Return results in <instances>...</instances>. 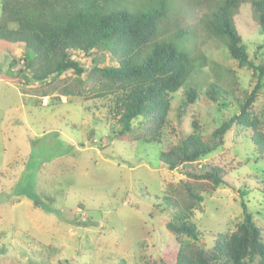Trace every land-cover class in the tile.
<instances>
[{"label": "rangeland", "instance_id": "obj_1", "mask_svg": "<svg viewBox=\"0 0 264 264\" xmlns=\"http://www.w3.org/2000/svg\"><path fill=\"white\" fill-rule=\"evenodd\" d=\"M219 1L117 0L106 8L133 13L145 6L144 10L169 7L153 41H167L172 25L174 29L177 25V33H185L177 48L183 47L194 54L185 52L190 58H196L190 75L173 95L161 145L110 139L114 119L106 107L100 108L94 101L62 98L61 105L50 106L47 98L25 96L21 79L14 77L15 68H8L13 58L22 59V48L0 42V264H27L28 256L38 264L44 260L48 264H147V259L177 247L164 226L167 216L139 188L161 196L169 182L181 179L180 171L170 172L157 165L159 150L190 134L191 121L196 118L209 135L221 118L238 113L236 101L255 84L251 71L239 68L228 56L225 41L204 31V18ZM250 3L246 1L237 9L233 21L249 60L259 64L264 63V41ZM100 57L106 60L105 65H115L105 53L93 56L96 60ZM77 59L81 63L86 60L82 56ZM211 84L227 92V100L222 95L211 100L206 95ZM188 85L203 89L197 91L190 108L180 109ZM78 109L81 112L75 111ZM250 111L264 141V87ZM253 133L252 128L233 129L224 146L207 158L215 166L232 161L236 167L225 177L229 185L205 195L202 210L194 213L192 222L207 248L217 233L229 235L241 221L238 189L247 192V209L264 238L260 182L264 179V147H257ZM59 159L60 166L55 167ZM237 162L245 164L238 167ZM36 189L54 199L53 205L42 197L41 208L27 200V192ZM47 207L55 213L45 211ZM43 243L51 244L53 250L47 251Z\"/></svg>", "mask_w": 264, "mask_h": 264}, {"label": "trees", "instance_id": "obj_2", "mask_svg": "<svg viewBox=\"0 0 264 264\" xmlns=\"http://www.w3.org/2000/svg\"><path fill=\"white\" fill-rule=\"evenodd\" d=\"M116 1L0 0V42L21 47L23 51L22 59L13 58L8 68H15L14 77L21 79L19 84L24 86L21 91L25 96L47 98L50 106L61 105L62 98H79L106 107L114 119L110 139L161 145L173 95L190 75L196 58H190L185 52L194 54L183 47L179 50L178 43L185 33H177V25L175 29L172 25V35L167 41H153L169 7L144 10L145 6L133 13L127 9L106 10ZM246 1L251 2L258 34L264 41V0H220L205 16L203 28L208 35L225 41L228 56L239 68L251 71L255 84L241 101H236L238 113L221 118L209 135L204 134L196 118L191 121L190 134L159 150L157 165L170 172L180 171L183 177L169 182L161 196L149 195L145 188L139 191L153 198L155 208L167 216L164 226L177 247L147 259V264H264V238L247 209V192L243 189H238L242 218L229 235L217 233L207 248L192 222L194 213L202 210L204 196L227 187L225 177L229 170L236 169L232 161H221L222 166H215L207 159L224 146L226 135L233 129L252 128L254 143L264 147L257 120L250 111L264 87V63L249 60L247 46L233 21L237 9ZM259 48H263V43ZM96 52L107 54L115 65H105L106 60L103 62L101 57L94 59ZM79 56L86 60L79 62ZM202 89L192 85L183 89L185 100L180 109L192 106L197 91ZM223 92L213 84L206 89V95L214 102L220 95L227 100L229 95ZM59 160L55 161V167L60 166ZM244 164L237 162L236 166ZM260 182L264 194V179ZM40 197L50 205L55 201L43 189L27 192V200L38 208L44 205ZM45 211L55 213L49 207ZM42 247L53 250L51 244L43 243ZM21 257L18 256L20 260ZM28 257L24 262L38 264ZM44 261L42 264H48Z\"/></svg>", "mask_w": 264, "mask_h": 264}]
</instances>
